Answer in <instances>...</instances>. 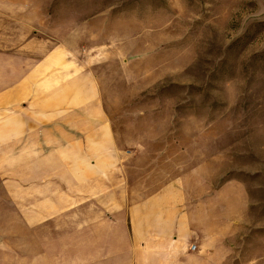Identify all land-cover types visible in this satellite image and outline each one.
<instances>
[{
    "label": "rangeland",
    "instance_id": "1",
    "mask_svg": "<svg viewBox=\"0 0 264 264\" xmlns=\"http://www.w3.org/2000/svg\"><path fill=\"white\" fill-rule=\"evenodd\" d=\"M0 6H44L51 50L76 56L97 85L99 114L124 144L140 147L132 155L146 177L140 188L176 178L192 191L222 186L227 244L237 248L227 252V264H264V0H0ZM241 212L234 229L230 220Z\"/></svg>",
    "mask_w": 264,
    "mask_h": 264
},
{
    "label": "crops",
    "instance_id": "2",
    "mask_svg": "<svg viewBox=\"0 0 264 264\" xmlns=\"http://www.w3.org/2000/svg\"><path fill=\"white\" fill-rule=\"evenodd\" d=\"M45 16L0 6V264H227L224 188H140V147L99 114L76 56L51 50Z\"/></svg>",
    "mask_w": 264,
    "mask_h": 264
},
{
    "label": "built area",
    "instance_id": "3",
    "mask_svg": "<svg viewBox=\"0 0 264 264\" xmlns=\"http://www.w3.org/2000/svg\"><path fill=\"white\" fill-rule=\"evenodd\" d=\"M197 249V247L195 246V245H193L192 247H191V250H193V251H195Z\"/></svg>",
    "mask_w": 264,
    "mask_h": 264
}]
</instances>
